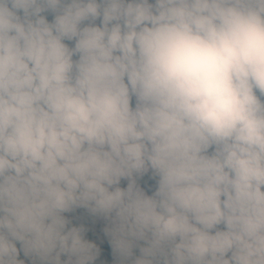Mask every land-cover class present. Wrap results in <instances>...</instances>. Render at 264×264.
<instances>
[{
    "label": "clouds",
    "instance_id": "clouds-1",
    "mask_svg": "<svg viewBox=\"0 0 264 264\" xmlns=\"http://www.w3.org/2000/svg\"><path fill=\"white\" fill-rule=\"evenodd\" d=\"M0 264H264V0H0Z\"/></svg>",
    "mask_w": 264,
    "mask_h": 264
}]
</instances>
